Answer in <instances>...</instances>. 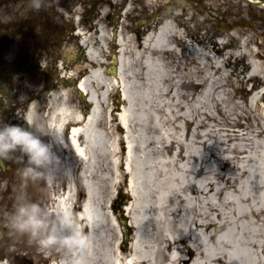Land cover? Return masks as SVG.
<instances>
[{
    "label": "bare ground",
    "instance_id": "6f19581e",
    "mask_svg": "<svg viewBox=\"0 0 264 264\" xmlns=\"http://www.w3.org/2000/svg\"><path fill=\"white\" fill-rule=\"evenodd\" d=\"M162 4L143 0L148 10ZM234 7L229 30L218 33L200 31L199 23L190 32L194 13L187 7L154 24L142 20V36L137 26L129 34L118 29L114 74L104 72L95 49L106 38L104 27L79 31L93 66L62 68V83L83 73L74 88L62 84L25 114L33 124L39 106L45 109L56 148L48 181L67 180L47 208L55 219L48 240H72L47 264H264V43L257 21L236 24L241 8ZM248 84L246 105L258 110L253 127L221 128L224 141L236 137L217 154L208 141L219 131L200 129L215 117L209 107L222 113L214 93L231 97L227 86L237 92ZM114 88L118 108L108 102ZM72 89L84 95L79 105L70 100ZM64 154L63 165L55 162ZM79 185L86 191L80 203ZM79 235L83 246L74 242Z\"/></svg>",
    "mask_w": 264,
    "mask_h": 264
},
{
    "label": "rangeland",
    "instance_id": "374dc122",
    "mask_svg": "<svg viewBox=\"0 0 264 264\" xmlns=\"http://www.w3.org/2000/svg\"><path fill=\"white\" fill-rule=\"evenodd\" d=\"M112 3L115 5V9H119V14L121 18L119 19L117 23V27L120 29L122 34H129L132 32V29L137 26L136 21L141 22L142 20H146L150 24H154L156 22L157 17H162L166 13H169L170 11H176L180 10L183 7L189 8V11L194 13L193 17H189V26L192 28L190 32L194 31L196 29L198 23L199 30L200 31H212L214 33H218L221 31H226L228 29V26L226 22L231 21L230 18V10H235L234 6L241 8V19L238 21H235L236 24H239L241 28H248L251 26V24L255 21L258 22V29L262 32V35L259 37V40L264 43V7L262 6V3H250L246 0H219L218 5H210V0H162L163 4L159 6L158 9L155 7L152 10H148L144 8L143 6V0H134V3L129 5V1L133 0H111ZM121 1L126 2V10L120 8H116V5L120 3ZM264 1V0H261ZM238 2V3H236ZM33 0H0V24L5 25V28H8V24L12 23L14 18H17L20 16V14L24 15L25 12L32 7ZM46 7V6H44ZM130 7V8H129ZM236 7V8H237ZM102 8V7H101ZM45 14L50 15L54 10L51 9H44ZM108 12V5H104L102 8V17L97 20L90 21L91 25L97 23V25L103 26L106 30V38L103 40L101 46L97 45L95 49L99 52L100 57L102 58V66L105 69L108 67V65L111 63L110 56L112 53L115 52L116 46L113 43V30L112 27L107 24L104 15ZM113 17V16H112ZM118 16H115L114 19L116 20ZM234 20V19H233ZM139 30L141 31L139 36H142L144 32L146 31V26L144 24H138L137 26ZM229 30V29H228ZM83 31L90 32L91 30L88 28H84ZM95 36L96 33H93ZM67 45V44H65ZM65 45L62 48H58L59 52L57 55L62 54H68V50L65 49ZM65 47V48H64ZM70 45H68L67 48H69ZM6 48V47H5ZM11 50V52L7 51L6 54L9 56V59L13 57L15 46L11 42L9 43V46L7 47ZM264 50V45H263ZM50 61H53L56 59L55 53H52L50 55ZM66 58H63V68L67 70H71L72 65H69V67H65ZM81 67L83 66V61L77 62ZM93 66L90 64V61L85 63V65ZM84 65V67H85ZM55 73V70H53ZM86 73V70L84 71ZM82 74V73H81ZM58 79V78H57ZM66 87V86H65ZM63 87V88H65ZM69 88V85H68ZM227 90L230 93L231 97H226L224 94H221V92H218V94L214 95L221 101V107H222V113L229 114L230 117H232V121L235 120L237 115H240L238 117V120L234 123L230 121V117H228L225 114L217 112L212 107H209L210 112L215 116L211 120H207V124L204 126H201V130L206 129V127L212 128V133H215V131H219L217 136L219 138H211L209 139V144L211 145L212 149L215 150L217 154H220L225 148V146H229L231 144V139L228 140V138H232L235 135H227V139L224 141L220 136V132L227 131L222 130L221 128H227L231 129L230 132H233L234 129H248L253 127L252 120L253 114H255L258 110H251L247 105L246 101L250 95L249 93V85L245 86V91H235L232 86H227ZM56 92V90H54ZM80 95L75 92L73 89L71 92H69L70 100L72 99L74 102H76L79 105ZM108 102L111 107L118 108L122 106V99L121 97H118V100L116 101V88L113 89L112 93L109 96ZM13 104H9L8 108L12 107ZM114 116V115H113ZM30 133L38 138L44 145L47 146L49 150V160L40 165L37 166L30 162L28 154L24 151V154L20 148V150L15 151L14 154H12V159L14 162H19L18 170L15 172L12 177H21V178H31L33 179L32 187L34 193L38 194H48L50 195L47 197V207L50 206L52 203L51 197L58 194L59 190L64 188V186L67 185V180L58 178L56 179V185L58 186H51L48 181V175L52 170V165L54 164V161L51 162V157L55 153L56 148L50 147V138L48 136V130H46V122L45 120L38 115V118L35 120L31 127ZM236 137V136H235ZM251 137V136H250ZM234 139V138H233ZM211 141V142H210ZM18 157V159H17ZM23 157V160L21 159ZM65 161V154L61 158L59 156L56 157L55 162L58 164L63 165ZM28 168L34 169V173H30L27 177L23 175L24 171ZM66 170V169H65ZM64 170V172H65ZM66 183V185H65ZM91 185H88L87 191H90ZM123 191H126V187H123ZM77 196L79 197V202L82 201V199L86 196V191L82 189V187L79 185V189L77 190ZM88 196V193H87ZM126 199L123 198L119 205L122 208V205L126 203ZM46 207V209H47ZM50 210V209H49ZM50 212V211H49ZM49 212L43 214L40 217V220L42 221L41 227L38 229L33 230L28 229L25 231H21L18 227L21 224V221L19 219H16L15 217H7V224L4 225V230L2 229L0 231V239H3L5 243L0 242V260L4 259L6 264H25L26 262H31L32 264H41V263H47L50 260H53L58 255V250H55L54 247L46 244V246H41V242H45V238L47 235L50 234V228L51 226H48L49 221L53 219V224L55 222L54 214H49ZM47 215V216H46ZM127 222V220H126ZM47 223V224H46ZM52 225V223H51ZM214 230H220L218 229V226L214 228ZM5 231V232H4ZM4 234V236H3ZM130 234V231H129ZM126 243H129V239H127ZM61 246V245H59ZM60 248V247H59ZM66 251V249H65Z\"/></svg>",
    "mask_w": 264,
    "mask_h": 264
},
{
    "label": "flooded vegetation",
    "instance_id": "af4514ba",
    "mask_svg": "<svg viewBox=\"0 0 264 264\" xmlns=\"http://www.w3.org/2000/svg\"><path fill=\"white\" fill-rule=\"evenodd\" d=\"M104 5H108L104 18L114 29L121 16L111 0H42L39 10L32 5L24 15L14 18L8 28L0 24V129L20 126L32 131L25 119L29 104L39 99L41 104H45L47 95L60 85L55 81L62 76L61 72L53 71L59 70L57 62L62 57L57 55L58 48L70 45L74 62L81 61L83 48L79 31L94 29L90 21L97 22L102 17ZM125 6L126 2L121 1L116 8L121 7L125 12ZM50 7L54 11L50 15L45 14L44 9ZM115 16H118L116 20ZM11 42L15 49L13 57L9 59L6 52H11L7 48ZM52 53L56 55L54 61L49 59ZM9 104L13 106L8 108ZM18 150L20 147L7 153L6 157H0V231L5 229L7 217L24 222L26 217L20 216V208L37 205L40 218L46 212V201L50 196L32 192L33 179L12 177L20 163L14 162L11 156ZM0 242L5 243L3 239Z\"/></svg>",
    "mask_w": 264,
    "mask_h": 264
},
{
    "label": "clouds",
    "instance_id": "9594fccd",
    "mask_svg": "<svg viewBox=\"0 0 264 264\" xmlns=\"http://www.w3.org/2000/svg\"><path fill=\"white\" fill-rule=\"evenodd\" d=\"M42 6V0H33V7L39 10ZM30 122V121H29ZM20 147L25 151L30 159V162L40 166L49 160V150L38 138L34 137L29 131L20 126H8L0 129V157H6L7 153ZM30 173H34V169L28 168L24 171L23 175L27 177ZM40 209L37 205L30 207L20 208L19 214L26 217L23 223L18 227L21 231L28 229H38L42 225L38 214ZM52 238L47 243H50ZM75 243L83 246L86 243V237L79 235L74 241ZM41 246H46V242H41Z\"/></svg>",
    "mask_w": 264,
    "mask_h": 264
},
{
    "label": "water",
    "instance_id": "95a60500",
    "mask_svg": "<svg viewBox=\"0 0 264 264\" xmlns=\"http://www.w3.org/2000/svg\"><path fill=\"white\" fill-rule=\"evenodd\" d=\"M112 59L114 62L116 61V57L114 55L112 56ZM109 73H116V67L114 65L112 66V69L109 70Z\"/></svg>",
    "mask_w": 264,
    "mask_h": 264
}]
</instances>
